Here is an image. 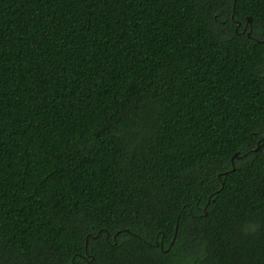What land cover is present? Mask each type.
Masks as SVG:
<instances>
[{
  "label": "trees",
  "instance_id": "trees-1",
  "mask_svg": "<svg viewBox=\"0 0 264 264\" xmlns=\"http://www.w3.org/2000/svg\"><path fill=\"white\" fill-rule=\"evenodd\" d=\"M0 264H264V0H0Z\"/></svg>",
  "mask_w": 264,
  "mask_h": 264
},
{
  "label": "flooded vegetation",
  "instance_id": "flooded-vegetation-1",
  "mask_svg": "<svg viewBox=\"0 0 264 264\" xmlns=\"http://www.w3.org/2000/svg\"><path fill=\"white\" fill-rule=\"evenodd\" d=\"M243 31L247 32V26L244 27ZM248 35L250 36V33H248Z\"/></svg>",
  "mask_w": 264,
  "mask_h": 264
},
{
  "label": "water",
  "instance_id": "water-1",
  "mask_svg": "<svg viewBox=\"0 0 264 264\" xmlns=\"http://www.w3.org/2000/svg\"><path fill=\"white\" fill-rule=\"evenodd\" d=\"M249 21H250V23H252V18H249ZM238 156V153L237 154H235V156L234 157H237Z\"/></svg>",
  "mask_w": 264,
  "mask_h": 264
}]
</instances>
